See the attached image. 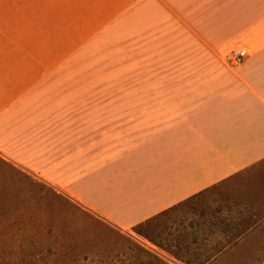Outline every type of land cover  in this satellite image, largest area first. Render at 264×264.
<instances>
[{
	"label": "crops",
	"instance_id": "crops-1",
	"mask_svg": "<svg viewBox=\"0 0 264 264\" xmlns=\"http://www.w3.org/2000/svg\"><path fill=\"white\" fill-rule=\"evenodd\" d=\"M0 159L122 231L205 198L221 258L262 209L208 196L264 161V0H0Z\"/></svg>",
	"mask_w": 264,
	"mask_h": 264
},
{
	"label": "rangeland",
	"instance_id": "rangeland-1",
	"mask_svg": "<svg viewBox=\"0 0 264 264\" xmlns=\"http://www.w3.org/2000/svg\"><path fill=\"white\" fill-rule=\"evenodd\" d=\"M208 198L215 203L231 200L262 208L254 213L256 228L243 243L229 246L209 264H264V161ZM205 202L201 197L192 199L122 231L58 189L0 159V264H180L177 260L205 264L207 255L221 246L213 242L191 245L187 228L197 220L195 213ZM149 255L158 256L161 262L155 263Z\"/></svg>",
	"mask_w": 264,
	"mask_h": 264
},
{
	"label": "built area",
	"instance_id": "built-area-1",
	"mask_svg": "<svg viewBox=\"0 0 264 264\" xmlns=\"http://www.w3.org/2000/svg\"><path fill=\"white\" fill-rule=\"evenodd\" d=\"M246 56H247V53L245 51L238 50L235 53H233V56L231 59L234 62V64H237L245 60Z\"/></svg>",
	"mask_w": 264,
	"mask_h": 264
},
{
	"label": "trees",
	"instance_id": "trees-1",
	"mask_svg": "<svg viewBox=\"0 0 264 264\" xmlns=\"http://www.w3.org/2000/svg\"><path fill=\"white\" fill-rule=\"evenodd\" d=\"M145 224V223H144ZM141 225H143V224H141ZM141 225H139V226H141ZM138 227V226H137ZM149 256H151V258L155 261V263H159V262H161V260L159 259V257L158 256H156V255H149ZM150 264V263H149Z\"/></svg>",
	"mask_w": 264,
	"mask_h": 264
}]
</instances>
